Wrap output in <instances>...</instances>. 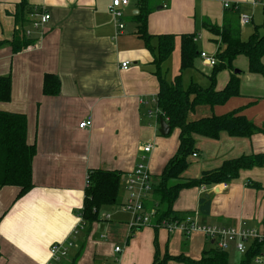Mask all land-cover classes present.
I'll use <instances>...</instances> for the list:
<instances>
[{
	"label": "crops",
	"instance_id": "0c3cea01",
	"mask_svg": "<svg viewBox=\"0 0 264 264\" xmlns=\"http://www.w3.org/2000/svg\"><path fill=\"white\" fill-rule=\"evenodd\" d=\"M20 1L0 0V75L11 78L10 100L0 102V110L26 116L27 143L35 145L36 153L33 187L28 192L17 197V186L0 187V264H152L156 252L199 259L208 250L206 242L215 247L203 233L194 231L186 236L158 225L132 232V214L122 206L128 196L127 177L140 159L155 181L178 146V135L163 137L158 131L159 120L148 114L157 105L159 85L152 53L135 33L138 0H129L122 7L121 29L109 11L112 0H26L50 17L39 29L33 27L36 16L31 14L22 29L14 18ZM224 2H229L230 8H225ZM148 4L151 45L156 47V35H174L173 51L161 66L167 80L179 72L181 34L193 33L200 51L215 56L220 39L204 28V22L220 28L224 22L235 21L242 40L254 32L264 34V0H154ZM242 13L250 15V22H240ZM255 16L262 22L252 27ZM16 29H20L18 35ZM21 34L33 42L14 53L10 43ZM123 61H129L127 69L121 68ZM233 65L240 68V94L224 104L198 105L188 118L238 109L260 130L250 137L230 136L224 131L217 138L195 134L196 156L188 157L184 178H196L227 159L264 153V73L249 72L248 59L242 54ZM230 72L216 75L217 89L223 87ZM46 73L59 78L58 94H43ZM82 121L90 122L81 128ZM149 141L153 148L143 154L139 146ZM90 169L116 170L121 181L116 203L102 207L99 219L86 223L81 211ZM151 197L152 191L148 200ZM173 210L182 216L192 213L200 225L261 229L264 165L241 169L227 183L182 189ZM72 238L67 253L51 259L50 245ZM114 246L121 250L115 252ZM234 248L230 245L224 251L230 262L239 263L244 254L239 256ZM252 258L251 264H255ZM166 264L186 263L170 259Z\"/></svg>",
	"mask_w": 264,
	"mask_h": 264
},
{
	"label": "trees",
	"instance_id": "16d2710c",
	"mask_svg": "<svg viewBox=\"0 0 264 264\" xmlns=\"http://www.w3.org/2000/svg\"><path fill=\"white\" fill-rule=\"evenodd\" d=\"M149 1L138 0L140 7L134 15L137 23L135 33L144 41L153 56V64L156 66L155 75L159 85L156 95L157 106L161 110L162 116L167 118L171 131L173 128L179 130L176 151L165 163L159 175L158 183L153 186L151 200L145 201L146 208L156 205L157 220H160L162 218L182 217V214H177L173 210V204L182 189L227 183L235 178L241 169L264 165V153H252L224 160L219 167L202 171L196 178H184L182 176L190 163L188 157L196 152L195 134L217 138L220 132L224 131L230 136L250 137L259 132L260 129L238 109L222 115L212 114L196 119H189L188 115L198 105L224 104L231 97L240 94V79L238 73L234 72L232 65L236 56L242 54L247 57L249 72L264 73L262 63L264 34L260 35L254 32L247 40H242L238 24L235 21L224 22L220 28L204 22V28L210 33L218 35L221 43L215 53L218 62L212 66L208 75L209 84L202 86L193 80L185 84L183 79V72L194 68L195 60L200 54L193 33L180 35L179 72L172 79L167 80L161 71V66L173 51L174 35H156V47L151 45L150 41L153 35L147 31V15L150 11L145 8L146 5H149ZM33 13L34 9L27 1L21 0L14 13L15 23L23 29L24 24L28 22ZM19 30L16 29V34L20 33ZM16 37L10 43L14 53L33 42L32 38H27L24 34H21V38ZM223 69H230L231 72L223 87L217 89L215 87L216 75ZM59 89V78L51 73L44 74L43 94L56 95ZM10 90V76L0 75V102L10 100ZM26 136V116L18 112L0 110V187L5 185L17 186L19 189L17 197L24 195L33 187L32 160L36 153V147L34 144L27 143ZM87 179L88 184L84 191L81 215L86 223H92L99 219V212L102 207L116 203L121 173L116 170L90 169ZM206 201L209 202L208 199ZM257 246L249 249V252L244 254L239 263L230 262L226 251L210 247L208 250H204L197 260L182 254L172 256L165 253L160 256L156 252L152 264H166L170 259L180 260L186 264H251V258L261 248L260 244Z\"/></svg>",
	"mask_w": 264,
	"mask_h": 264
},
{
	"label": "built area",
	"instance_id": "2783aa9c",
	"mask_svg": "<svg viewBox=\"0 0 264 264\" xmlns=\"http://www.w3.org/2000/svg\"><path fill=\"white\" fill-rule=\"evenodd\" d=\"M262 0H252L253 3L261 2ZM129 0H112L109 5V11L116 21L117 28L121 29L123 27L122 12L121 7L128 5ZM223 6L225 8H230L229 2H224ZM233 7V6H232ZM36 17L33 19V27L42 29V25L49 20L50 15L38 9H34L33 13ZM240 22L245 24L250 22V15L242 13L240 16ZM30 31H27L29 34ZM199 56L208 65L213 66L216 64V59L214 55L209 54L206 51H200ZM121 68L127 69L129 66V61H123L121 63ZM149 116L155 119L164 118L161 110L156 105L153 109L148 111ZM167 121V118H164ZM90 121H82L79 127H85L89 125ZM153 148V143L151 141L144 145L139 146V151L143 154L149 153ZM196 156V152L192 154ZM144 156V155H143ZM88 184V179L86 178V185ZM224 187L226 185L224 184ZM127 189L128 196L126 201L122 206L132 214V219L129 222L130 231H134L137 228H141L146 225H158L164 227L168 231L180 230L188 236L194 231H199L203 233L208 239H210L214 246L220 250H226L231 244L234 245L235 249L240 254H245L249 248L258 247L257 244L261 245V248L257 250L253 255V262L255 264H264V229H255L248 226H221L217 224L200 225L196 222V219L192 213H187L180 218H162L157 220V208L145 206V201L151 194L153 185L151 183V174L149 172L148 166L145 163H137L134 170L127 177ZM78 229L72 231V237L74 238L77 234ZM72 240L62 243L55 242L49 247V253L51 259L58 260L60 257L64 256L69 247L73 244ZM121 250L120 246H114V251L119 252Z\"/></svg>",
	"mask_w": 264,
	"mask_h": 264
},
{
	"label": "rangeland",
	"instance_id": "374dc122",
	"mask_svg": "<svg viewBox=\"0 0 264 264\" xmlns=\"http://www.w3.org/2000/svg\"><path fill=\"white\" fill-rule=\"evenodd\" d=\"M152 2H154V0H150V3H152ZM123 7V6H122ZM122 7H121V9H122ZM259 19L255 16L254 17V21H253V23H251L250 25L253 27L254 26V24H258V23H261L262 22V20L260 19V21H258ZM197 47H199L200 48V44H197ZM198 48V50L200 51L201 50V48L199 49ZM178 57H179V53H178ZM215 59H216V57H215ZM216 61H218L217 59H216ZM232 65H233V63H232ZM211 67L212 66H209V65H207V63L206 62H204V60L200 57V56H198L197 58H196V60H195V64H194V68H192V69H187V70H185V72H183V79H184V82H185V84H187V83H189L191 80H193V81H195V82H197V83H200V84H202V86H204V85H206L207 84V80H208V84H209V78H208V75L210 74V71H211ZM233 67H234V65H233ZM235 69H240V68H238V67H234ZM234 69V70H235ZM222 72H227L228 73V69H223V70H221L220 72H218V74L217 75H220V73H222ZM191 76V78H190V80L187 82V79L189 78ZM207 79V80H206ZM207 84V85H208ZM178 128H173V130H172V132L171 133H169L168 135H165V136H163V137H169V138H172V137H176L177 138V135H178ZM177 148V147H176ZM175 151H176V149H175ZM140 162H142V163H145L144 162V160H142V159H140V161L138 162V163H140ZM152 178V177H151ZM155 184H157V182L159 181V177L158 178H156V180L154 181V178L153 179H151ZM231 245H233V244H231ZM210 247H213V245L212 244H210V243H208V242H206V248H210ZM235 249V248H234ZM235 253V252H234ZM236 254H238V252L236 253ZM240 254V253H239ZM238 254V255H239ZM240 255H242V254H240ZM239 255V256H240ZM231 258H236V257H231ZM238 259H239V257H237ZM236 260V259H235Z\"/></svg>",
	"mask_w": 264,
	"mask_h": 264
},
{
	"label": "water",
	"instance_id": "95a60500",
	"mask_svg": "<svg viewBox=\"0 0 264 264\" xmlns=\"http://www.w3.org/2000/svg\"><path fill=\"white\" fill-rule=\"evenodd\" d=\"M235 73H238L239 70L235 69L234 70ZM159 127H158V131L161 135H168L169 132L171 131V126L164 120V118H159Z\"/></svg>",
	"mask_w": 264,
	"mask_h": 264
}]
</instances>
